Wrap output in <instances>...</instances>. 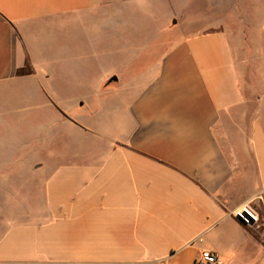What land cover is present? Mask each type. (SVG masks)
<instances>
[{"label": "crops", "instance_id": "1", "mask_svg": "<svg viewBox=\"0 0 264 264\" xmlns=\"http://www.w3.org/2000/svg\"><path fill=\"white\" fill-rule=\"evenodd\" d=\"M262 11L0 0V264H264Z\"/></svg>", "mask_w": 264, "mask_h": 264}, {"label": "built area", "instance_id": "2", "mask_svg": "<svg viewBox=\"0 0 264 264\" xmlns=\"http://www.w3.org/2000/svg\"><path fill=\"white\" fill-rule=\"evenodd\" d=\"M233 216L240 222L252 225L260 221V214L252 203H247L237 207L233 212ZM198 264H218V256L209 249L201 251L197 259Z\"/></svg>", "mask_w": 264, "mask_h": 264}, {"label": "rangeland", "instance_id": "3", "mask_svg": "<svg viewBox=\"0 0 264 264\" xmlns=\"http://www.w3.org/2000/svg\"><path fill=\"white\" fill-rule=\"evenodd\" d=\"M238 7L244 15L253 12V18L258 16L260 19L263 13V0H237ZM229 9V7L227 8ZM251 14V13H250Z\"/></svg>", "mask_w": 264, "mask_h": 264}]
</instances>
